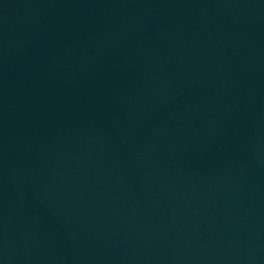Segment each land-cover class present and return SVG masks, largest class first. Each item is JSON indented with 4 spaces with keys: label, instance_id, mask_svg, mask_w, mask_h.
Returning <instances> with one entry per match:
<instances>
[{
    "label": "water",
    "instance_id": "95a60500",
    "mask_svg": "<svg viewBox=\"0 0 264 264\" xmlns=\"http://www.w3.org/2000/svg\"><path fill=\"white\" fill-rule=\"evenodd\" d=\"M0 264H264V0H0Z\"/></svg>",
    "mask_w": 264,
    "mask_h": 264
}]
</instances>
